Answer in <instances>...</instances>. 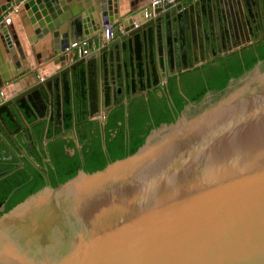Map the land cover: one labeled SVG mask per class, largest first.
<instances>
[{"label": "water", "instance_id": "obj_1", "mask_svg": "<svg viewBox=\"0 0 264 264\" xmlns=\"http://www.w3.org/2000/svg\"><path fill=\"white\" fill-rule=\"evenodd\" d=\"M8 2L0 6L7 52H0V87L9 83V99L0 110L38 88L49 89L50 83L63 87L65 77L72 80L86 60L72 61L66 47L114 19L128 25L95 52L100 97L103 85L104 90L116 88L122 76L128 79L138 69L140 52L144 61L154 53L157 62L162 54L167 81L171 72L166 54L173 35L184 42L200 9L194 0L158 4L156 15L134 28L126 17L138 8V0H25L23 7L28 11L32 2L39 19L38 38L52 36L50 50L34 52L8 32ZM214 2L206 0L210 12ZM27 75L44 80L16 90L17 80ZM113 106L103 112L105 123ZM153 131L135 152L101 169H80L8 211L3 203L0 223L40 197L31 215L34 223L17 225L20 230L26 224L35 233L16 232L8 249L0 247V264H264V90L238 101L222 100L190 118L181 115ZM60 134L54 131L45 142Z\"/></svg>", "mask_w": 264, "mask_h": 264}, {"label": "crops", "instance_id": "obj_2", "mask_svg": "<svg viewBox=\"0 0 264 264\" xmlns=\"http://www.w3.org/2000/svg\"><path fill=\"white\" fill-rule=\"evenodd\" d=\"M138 1L139 8L149 0ZM195 1L200 3V7L203 6L207 9L206 0H194V3H196ZM233 1L215 0L212 6V11H214L215 6H233ZM240 1H242V3L244 2V0ZM8 3V0H0V6ZM19 3L20 0H11V6H9V10L5 13L8 14L5 16V19L9 18L10 20L9 24L6 25L8 32L17 34V39L20 40L22 45H28L34 52H42L44 49L50 50L52 46V36L48 35L38 38V31L41 32V27L37 24L31 23V21H28V12L24 7L21 8V13L19 15L13 16L14 6ZM241 5H243V7L245 6L244 3ZM195 8H197V3ZM11 15L12 18H10ZM26 20L28 21L27 24L24 22ZM103 27L104 25H102L99 30H95L89 34L90 36L88 37L94 41L95 47H92L91 53L84 57L86 62L81 64V68L79 69L80 71H74V77L72 80L65 77L63 87H60L59 83L55 82L50 83L49 89L46 87L38 88L27 97L19 98L17 101L10 104L9 107H4L0 110V117H2V123L0 124V135L2 139H6L9 144L12 145L13 150L23 158H29L32 160L33 155L35 157L39 156V153L44 152V150L47 149L48 143L53 141L62 142L63 145L68 148L70 153L74 154L76 148L82 147L77 127L81 126L82 132L91 128L94 135L100 133L103 134L104 126L107 124L109 116L115 110L123 109L125 115H128L127 111L133 108V103L141 98H145V94H147V92L152 89V75L154 73L153 66L156 55L153 53L149 58H146V61H144L140 52L138 69H133L131 74L128 75V79L127 77L122 76L116 88L115 86H107L106 90H104V85L103 87L101 85L102 93L100 97V89L98 85L95 63V52L100 47H102L104 42L107 40L104 35ZM87 31L90 32L92 29L89 28ZM122 34V32H118L116 37H119ZM33 36L35 37L34 40L36 39V41L30 42L28 38ZM137 36L140 45L141 37L139 33ZM0 52L1 54L3 52L5 56L7 55L6 45L2 37V30H0ZM70 54L72 61L81 59L79 58V55L76 51H73ZM8 55L10 56V54ZM163 55L165 58L166 55L167 58L169 56L168 52L166 55L163 53ZM129 56L130 61L133 63L134 52L131 51ZM44 58H47V56ZM156 64L157 63H155V65ZM150 65H152V67ZM86 70L89 71L86 73ZM156 70L158 73L160 72V75L162 71L159 68V65H156ZM83 71L88 75L87 85L85 84L87 88L86 92H82L80 87V78L82 77L81 75ZM37 79L38 78H35L33 75L22 77L20 80H17L15 84L16 90H23L25 87L34 85L35 82H37ZM163 80L164 79L162 77V84L164 83L163 85H166L167 81L164 82ZM90 82L93 83L96 88V102H94V99L92 98L93 95L90 90ZM5 83H3L1 87H3ZM101 83L104 84L102 77ZM143 83L151 84L150 88L148 87L146 89H142L141 85ZM139 90L142 91L141 94L133 96L134 93ZM22 103L26 106V108H22ZM111 105L114 106L108 113L107 122L105 123L103 121V112L105 108ZM66 110L74 113V119L72 120L71 128H67L65 126L64 113ZM91 115H93V117H91ZM117 123L121 124L122 122L118 121ZM2 126H4L6 129H4ZM54 131L61 133L60 136L46 143L45 139L52 137L54 135ZM68 142H75L76 148L68 147Z\"/></svg>", "mask_w": 264, "mask_h": 264}, {"label": "flooded vegetation", "instance_id": "obj_3", "mask_svg": "<svg viewBox=\"0 0 264 264\" xmlns=\"http://www.w3.org/2000/svg\"><path fill=\"white\" fill-rule=\"evenodd\" d=\"M233 2H235L233 6H215L211 12L203 6L200 7L196 24L189 25L186 40L181 41L177 33L176 36L173 35L168 47L171 74L167 84H162L165 73L162 62L164 57L161 54L159 61L154 60L156 65H159L161 74L159 75L160 72L158 73L154 63L152 89L145 94V98L133 103L131 111L139 116H145L148 108L154 109L156 113L166 112V105L174 108L176 97L187 102L185 108L194 106L195 103L189 102L190 95L195 94L202 83L214 77L220 66L242 55L244 48L256 52L258 46L264 44V0H244V7L240 0ZM227 17L229 20H226ZM250 17L252 21L249 20ZM205 18L210 19L209 23ZM155 89H158L155 94H149ZM210 94L212 93L207 92L203 99ZM163 97L167 98L166 102L161 101ZM12 149V145L6 139L0 138V174L5 173L0 178V197L9 187L12 188L11 192L14 189L19 190L23 184L34 180L36 173L47 174L48 164L53 157L59 159L66 151L70 153L60 141L48 143L47 149L37 157L33 155L32 160L23 158ZM26 177L27 181L18 184Z\"/></svg>", "mask_w": 264, "mask_h": 264}, {"label": "trees", "instance_id": "obj_4", "mask_svg": "<svg viewBox=\"0 0 264 264\" xmlns=\"http://www.w3.org/2000/svg\"><path fill=\"white\" fill-rule=\"evenodd\" d=\"M244 49L242 55H238L235 60L225 62V64L218 68L214 77L210 78L206 83H202L199 90L195 94L190 95L189 102L200 103L207 92L213 94L224 92L232 81L241 78L259 64V62L264 61V44L258 46L256 52ZM81 76V91L86 92L88 75L83 71ZM150 86L151 84L143 83L141 88L146 89ZM90 90L93 95L92 98L96 102L97 93L93 83L90 85ZM156 91L158 89L151 91L149 94H155ZM166 99V97H163L161 101L166 102ZM186 105V101L176 97L174 108L171 109L166 105V112L160 111L162 113H156L154 109L148 108L145 116H139V114L131 110L128 111V115H125L123 109L115 110L109 116L108 122L104 126L103 134L94 135L91 128L82 132V127H77L82 147L76 148L75 142L66 143L68 147L76 148L74 154L66 151V153L60 155L59 159L53 157L48 164L49 171L47 174L36 173L34 180L23 184L22 188L13 192L11 196L9 194L12 188L9 187L0 197V206L6 203L5 211H8L44 186H57L69 180L80 169L93 172L103 168L113 160L132 154L146 141V138L154 129L161 127L163 124H170L176 121L186 109ZM21 106L22 108H26L23 103ZM64 116L65 126L71 128L74 113L66 110ZM118 121L122 123L118 124ZM27 180L28 177L18 182V184Z\"/></svg>", "mask_w": 264, "mask_h": 264}, {"label": "built area", "instance_id": "obj_5", "mask_svg": "<svg viewBox=\"0 0 264 264\" xmlns=\"http://www.w3.org/2000/svg\"><path fill=\"white\" fill-rule=\"evenodd\" d=\"M182 0H149L146 1L141 7L138 8L136 11V18H131L130 24L132 27H138L142 23L148 21L153 16H155V7L158 4H162L163 6H171L175 5L178 2ZM19 4L14 6L13 9V15H19ZM127 20V18H126ZM128 25V24H127ZM127 25L124 23L123 20H109L106 24H104L103 30L104 35L107 40L114 39L118 32L125 33ZM92 47H95L94 41L91 40L89 37H85L81 40H75L71 42L67 47L66 51L69 53L76 51L79 55V58H83L87 55H89L92 51ZM38 79L40 81L44 80V77L41 75H38ZM9 86V83H5L3 87L0 88V105L7 101L9 99V96L7 95V88Z\"/></svg>", "mask_w": 264, "mask_h": 264}, {"label": "rangeland", "instance_id": "obj_6", "mask_svg": "<svg viewBox=\"0 0 264 264\" xmlns=\"http://www.w3.org/2000/svg\"><path fill=\"white\" fill-rule=\"evenodd\" d=\"M259 90H264V61L257 64L241 78L232 81L224 92L208 95L205 99H202L201 103L186 108L180 116L184 115L186 118H190L222 100L228 102L242 100L250 93H257ZM154 132H151V135Z\"/></svg>", "mask_w": 264, "mask_h": 264}, {"label": "bare ground", "instance_id": "obj_7", "mask_svg": "<svg viewBox=\"0 0 264 264\" xmlns=\"http://www.w3.org/2000/svg\"><path fill=\"white\" fill-rule=\"evenodd\" d=\"M23 3L24 1L23 0H20V3H19V9L21 10V8L23 7ZM33 3H28L27 6H28V17H29V21H31V23L33 24H37L39 19L36 15H34V11H33ZM27 10V9H26ZM138 10V8L133 11L127 18V21L130 23V19L131 18H136V11ZM19 12V11H18ZM30 13V14H29ZM156 15V13H155ZM14 16H17V15H14ZM154 17V16H153ZM152 17V18H153ZM150 20V19H149ZM147 22V21H146ZM239 106V105H237ZM236 107V106H235ZM242 107V105H240V108ZM231 107H229L230 109ZM45 195V194H44ZM42 195V197L44 196ZM40 197H34L33 200L31 202H28L26 204V207L23 208V210L19 213L16 214V217L12 218L11 220H7V221H4L2 223H0V234L4 233L5 231L8 230V233L9 235H7V233L5 232V236L2 238V240H0V247H6L8 249V246H7V243L9 242H12L14 241V234L19 231H22L23 229L27 230V232H24L23 235L24 236H28L31 231V227L29 228H25L24 225L21 226V229L19 230V228L17 227V225H20L19 222L21 221H25V222H30L31 221V215L36 211L37 209V206L38 204L40 203ZM27 223V224H28ZM30 223H34V220L31 221ZM35 233V232H34ZM32 232V234H34ZM7 235V236H6ZM6 249H3V252L5 251ZM2 253V251H1Z\"/></svg>", "mask_w": 264, "mask_h": 264}]
</instances>
